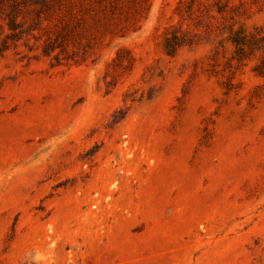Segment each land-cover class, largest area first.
<instances>
[{"label":"rangeland","instance_id":"rangeland-1","mask_svg":"<svg viewBox=\"0 0 264 264\" xmlns=\"http://www.w3.org/2000/svg\"><path fill=\"white\" fill-rule=\"evenodd\" d=\"M0 264H264V0H0Z\"/></svg>","mask_w":264,"mask_h":264}]
</instances>
